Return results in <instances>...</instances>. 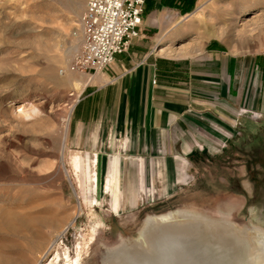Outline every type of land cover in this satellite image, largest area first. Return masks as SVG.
<instances>
[{
    "label": "rangeland",
    "instance_id": "obj_1",
    "mask_svg": "<svg viewBox=\"0 0 264 264\" xmlns=\"http://www.w3.org/2000/svg\"><path fill=\"white\" fill-rule=\"evenodd\" d=\"M86 1L0 0V216L55 212L41 264L74 259L78 245L83 264H101L107 250L139 238L148 217L188 208L264 229V0H145L141 39L151 56L245 61L243 105H223L222 119L194 129L181 154L165 140L142 148L112 123L99 132V99L75 136L81 98L122 75L117 62L96 74L77 66ZM113 161L120 171L109 187Z\"/></svg>",
    "mask_w": 264,
    "mask_h": 264
},
{
    "label": "crops",
    "instance_id": "obj_2",
    "mask_svg": "<svg viewBox=\"0 0 264 264\" xmlns=\"http://www.w3.org/2000/svg\"><path fill=\"white\" fill-rule=\"evenodd\" d=\"M148 47V40L141 36L134 40L130 53L116 58L115 73L122 74L118 80L112 82L111 77L110 82L81 98L75 136L85 133L90 122L85 111L88 102L99 99V132L103 125L112 123L125 135L135 132L142 148H156L165 140L168 147L178 148L181 154L192 146L194 129L207 132L218 118L222 119L219 110L223 105H243L244 60L218 54L198 62L171 61L151 56ZM142 58L144 62L134 67ZM94 76L98 83L107 80Z\"/></svg>",
    "mask_w": 264,
    "mask_h": 264
},
{
    "label": "bare ground",
    "instance_id": "obj_3",
    "mask_svg": "<svg viewBox=\"0 0 264 264\" xmlns=\"http://www.w3.org/2000/svg\"><path fill=\"white\" fill-rule=\"evenodd\" d=\"M111 168L109 187L120 165L113 161ZM148 218L139 238L107 250L101 264H264L262 228L212 218L193 208ZM54 224L55 212L50 210L5 212L0 216V264H32L33 257L41 264L54 246L51 240L42 250ZM82 256L78 245L75 258L66 256L61 264H83Z\"/></svg>",
    "mask_w": 264,
    "mask_h": 264
},
{
    "label": "built area",
    "instance_id": "obj_4",
    "mask_svg": "<svg viewBox=\"0 0 264 264\" xmlns=\"http://www.w3.org/2000/svg\"><path fill=\"white\" fill-rule=\"evenodd\" d=\"M145 3V0H87L74 31L81 46L78 68L104 73L119 55L127 53L142 34Z\"/></svg>",
    "mask_w": 264,
    "mask_h": 264
}]
</instances>
